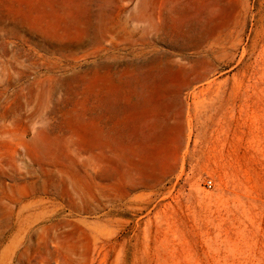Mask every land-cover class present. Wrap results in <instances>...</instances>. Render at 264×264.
Segmentation results:
<instances>
[{"label": "rangeland", "instance_id": "rangeland-1", "mask_svg": "<svg viewBox=\"0 0 264 264\" xmlns=\"http://www.w3.org/2000/svg\"><path fill=\"white\" fill-rule=\"evenodd\" d=\"M0 264H264V0H0Z\"/></svg>", "mask_w": 264, "mask_h": 264}, {"label": "built area", "instance_id": "built-area-1", "mask_svg": "<svg viewBox=\"0 0 264 264\" xmlns=\"http://www.w3.org/2000/svg\"><path fill=\"white\" fill-rule=\"evenodd\" d=\"M210 185H211V182L208 181V182H207V187H210Z\"/></svg>", "mask_w": 264, "mask_h": 264}, {"label": "bare ground", "instance_id": "bare-ground-1", "mask_svg": "<svg viewBox=\"0 0 264 264\" xmlns=\"http://www.w3.org/2000/svg\"><path fill=\"white\" fill-rule=\"evenodd\" d=\"M172 46V45H171ZM173 47V46H172ZM125 64H129V63H125Z\"/></svg>", "mask_w": 264, "mask_h": 264}]
</instances>
